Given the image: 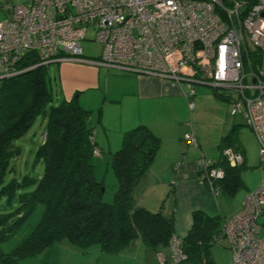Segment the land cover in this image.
<instances>
[{
	"label": "built area",
	"instance_id": "obj_1",
	"mask_svg": "<svg viewBox=\"0 0 264 264\" xmlns=\"http://www.w3.org/2000/svg\"><path fill=\"white\" fill-rule=\"evenodd\" d=\"M0 11V80L38 65L88 62L184 83L190 109L195 85H209L230 98V114L251 129L264 161V0H0ZM88 28L101 44L97 60L81 54ZM25 57L37 63L20 69ZM183 139L197 146L193 132ZM197 163L209 186L224 174L201 152ZM221 235L231 264H264V179L224 220ZM170 252L158 264L186 259L176 236Z\"/></svg>",
	"mask_w": 264,
	"mask_h": 264
},
{
	"label": "trees",
	"instance_id": "obj_2",
	"mask_svg": "<svg viewBox=\"0 0 264 264\" xmlns=\"http://www.w3.org/2000/svg\"><path fill=\"white\" fill-rule=\"evenodd\" d=\"M36 63L25 57L18 67L24 69ZM52 81L59 88L57 77L48 72V65H38L1 80L0 242L24 222L38 203L44 205V211L19 245L10 252L0 251V264L19 263L63 239L83 251L95 245L109 254L123 251L134 240L154 250L160 247L170 250L172 237L176 236L174 214L165 215L162 206L151 211L138 206L135 199V189L154 161L160 138L143 124L123 133L121 146L109 153L108 158L117 189L112 201L104 202L103 182L97 179L94 169V158L102 157V152L95 144L90 111L80 106L77 93L65 100L58 96V91L55 98ZM214 94L226 100L227 96L215 89ZM37 118L45 121L35 156L43 163V173L35 187L24 192L34 184V178L24 175L20 180H7L6 176L12 170L10 162L20 153L15 141ZM233 140L231 132L222 136L218 143L219 157L211 159L210 167L221 168L223 176L213 180L211 186L202 179L212 193L218 188L230 195L241 185L239 171L243 163L231 166L224 152L230 149L241 157V149L233 147ZM94 149L99 156L93 153ZM13 203L17 205L13 207ZM225 219L202 210L192 211L190 228L179 238L186 254L181 264H213L210 248L222 236ZM169 258L170 254L164 260Z\"/></svg>",
	"mask_w": 264,
	"mask_h": 264
},
{
	"label": "rangeland",
	"instance_id": "obj_3",
	"mask_svg": "<svg viewBox=\"0 0 264 264\" xmlns=\"http://www.w3.org/2000/svg\"><path fill=\"white\" fill-rule=\"evenodd\" d=\"M2 19L3 14L0 11V20ZM94 35L93 29H86L85 38L80 42V46L83 57L97 60L101 51V44L94 40ZM57 64L58 63H51L48 65V72L50 76L57 77L58 84ZM101 71L104 72L103 76H105V79L108 76L107 72L111 74H129L105 66H101ZM52 82L56 98L58 91L59 96L62 94V90L60 87L58 88V85H54V81ZM180 84L187 91L186 84ZM106 85L109 86L110 90L112 86L119 88L123 85V82L109 79V82H106ZM194 90L193 109L188 107V101L184 97V101L174 100L172 110L150 104L147 106V109H145V107L140 108L142 110L141 113L136 114H139V118L148 122L153 121V119L156 120V118L161 119L160 117H163L162 119H165V122L171 121L176 126V130L181 137L184 132L193 131L197 138L198 148H195L194 145H190L182 138L181 144L183 150H197L199 153H203L206 159H217L219 157L218 143L220 137L225 136L230 132L233 134V147L238 146L241 149V153L239 154L241 155L239 165L243 163L240 165L239 171L241 185L238 186L235 193L230 195L218 188L215 193H212L215 198L216 215L228 218L240 209L241 201L245 193L255 189L260 181L264 179V161L260 160L258 145L253 137L251 129L243 123V119L240 115L233 116L230 114V98L226 97L225 100L217 97L214 94V89L209 85L197 84L195 85ZM184 91L185 90H183V92ZM85 97L88 98L86 99ZM79 99L80 106L90 111L92 125L94 126L99 119L100 122H106L112 132H114V126L112 124H115L120 119L136 112V110H134L135 108L130 106H128V109H124L126 108L125 105H123L124 108H119L120 105L118 103L110 102V97L105 98L100 91H88L82 94ZM102 105H104V107H102ZM154 125L156 133H162L161 128L157 124ZM44 131L45 121H42L41 118H37L28 131L15 141V145L19 147L20 153L10 162L12 170L7 174L6 179L9 180L15 178L16 180H20L24 175L34 178V184L25 189L24 192L32 190L43 173V163L36 159L35 156L36 150L44 135ZM111 135H113V133H111ZM228 151L229 154L225 153L227 159L230 158V155L234 154L230 149H228ZM101 155L102 157L94 158L95 175L97 179L102 180L103 182L104 190L102 200L106 203H110L113 194L117 189V181L113 170L108 164L109 153L107 150H103ZM237 164V162L232 160L230 162L231 166ZM2 203L3 201H0V210L2 208ZM16 205L17 203H13V207ZM43 211L44 205L38 203L33 211L26 217L24 222L12 232L6 240L0 242V251L10 252L19 245L39 222ZM51 246L49 252L47 251L48 249L45 248L46 251L43 250L41 253L37 254V261L47 262V260H49L48 263L59 262V264H137V262H135V259L137 258L136 255L132 257L131 252L128 253V249H125L123 252H118L119 255H109V253L103 252L105 255L101 257L98 252L99 248L95 245H92L86 251H83L80 247L71 244L67 239H63ZM210 254L213 264H231V252L225 237H219L217 239L216 243L210 248ZM141 255L142 254H139V256ZM50 259H52L51 262ZM148 261H150V263H155L152 259H149Z\"/></svg>",
	"mask_w": 264,
	"mask_h": 264
},
{
	"label": "crops",
	"instance_id": "obj_4",
	"mask_svg": "<svg viewBox=\"0 0 264 264\" xmlns=\"http://www.w3.org/2000/svg\"><path fill=\"white\" fill-rule=\"evenodd\" d=\"M57 66L58 84L62 90L60 98L70 100L77 93L78 100H80V96L88 91H100L105 98L110 97V102L118 103L121 109L124 108L123 105L126 106L124 109H128V106L135 108L134 114L112 124L114 132L106 122H100L98 119L93 126L90 120V124L94 127L95 144L101 152L103 150H107L108 153L116 151L121 146L123 133L140 124L147 126L152 133L160 138V148L154 161L135 189L138 206L151 211H156L162 206L165 215L169 216L173 213L175 235L178 238H182L190 228L192 211L202 210L209 215H216L214 195L202 182L198 172L199 152L183 150L181 144L183 136H179L176 126L171 121L165 122V119L160 117L161 119L156 118V120L148 122L136 114L141 113L140 108L147 109L150 104L172 110L174 100L184 101L182 95L184 88L181 84L160 77L130 73L111 74L107 72L108 76L106 75L105 79L101 66L88 62L64 60ZM109 79L121 81L123 85L119 88L112 86L109 90V86L106 85ZM153 123L161 128L164 135L156 133ZM51 247L46 248L48 252ZM125 249H128V253L131 252L132 257L136 255L135 262L137 264H157L168 258L170 254L169 247H160L154 250L145 246L140 240L132 241ZM44 251L46 250L44 249ZM98 252L101 257L105 255L100 250ZM117 254L119 255V253ZM139 254L142 255L139 256ZM149 259L155 263H150ZM48 261H37L36 254V256H27L19 263L13 264H59V262L48 263Z\"/></svg>",
	"mask_w": 264,
	"mask_h": 264
},
{
	"label": "water",
	"instance_id": "obj_5",
	"mask_svg": "<svg viewBox=\"0 0 264 264\" xmlns=\"http://www.w3.org/2000/svg\"><path fill=\"white\" fill-rule=\"evenodd\" d=\"M54 63H56V62H54ZM103 190V189H102Z\"/></svg>",
	"mask_w": 264,
	"mask_h": 264
}]
</instances>
